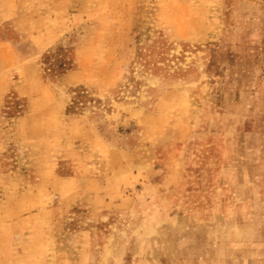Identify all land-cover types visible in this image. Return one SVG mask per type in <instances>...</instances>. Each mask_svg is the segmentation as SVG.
<instances>
[{"label": "rangeland", "instance_id": "obj_1", "mask_svg": "<svg viewBox=\"0 0 264 264\" xmlns=\"http://www.w3.org/2000/svg\"><path fill=\"white\" fill-rule=\"evenodd\" d=\"M0 264H264V0H0Z\"/></svg>", "mask_w": 264, "mask_h": 264}]
</instances>
